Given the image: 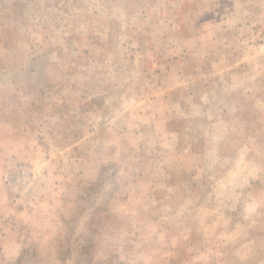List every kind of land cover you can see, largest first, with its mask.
Returning a JSON list of instances; mask_svg holds the SVG:
<instances>
[{"label":"rangeland","instance_id":"rangeland-1","mask_svg":"<svg viewBox=\"0 0 264 264\" xmlns=\"http://www.w3.org/2000/svg\"><path fill=\"white\" fill-rule=\"evenodd\" d=\"M0 264H264V0H0Z\"/></svg>","mask_w":264,"mask_h":264},{"label":"built area","instance_id":"built-area-1","mask_svg":"<svg viewBox=\"0 0 264 264\" xmlns=\"http://www.w3.org/2000/svg\"><path fill=\"white\" fill-rule=\"evenodd\" d=\"M35 177L31 169L24 165L17 168L14 172L8 173L3 177L5 189L13 197V200L22 202L32 195Z\"/></svg>","mask_w":264,"mask_h":264}]
</instances>
